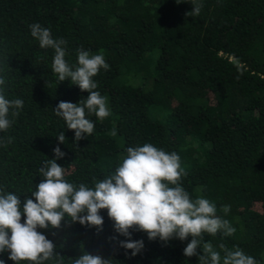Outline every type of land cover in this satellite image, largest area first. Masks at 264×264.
<instances>
[{
    "label": "trees",
    "instance_id": "16d2710c",
    "mask_svg": "<svg viewBox=\"0 0 264 264\" xmlns=\"http://www.w3.org/2000/svg\"><path fill=\"white\" fill-rule=\"evenodd\" d=\"M196 3L201 11L193 17L186 15L191 0H0V88L7 99L23 100L19 115H9L11 126L0 131V190L19 196L21 207L26 198L35 200L39 169L55 158L57 146L65 153L56 160L65 179L94 188L115 172L127 147L151 143L179 155L184 189L192 199L215 203L216 214L236 229L230 236L204 234V241L222 257L224 244L264 264V0ZM33 23L66 41L73 69L79 50L103 53L110 66L93 77L110 115L103 121L88 116L95 129L79 141L54 108L89 93L70 78L58 81L54 49L40 48ZM100 215V231L67 216L59 228L38 230L63 264L84 252L112 264H199L202 248L183 254L191 236L165 242L130 229V239L144 242L132 256L119 243L129 237L115 231L107 209ZM8 257L0 252L4 264H15Z\"/></svg>",
    "mask_w": 264,
    "mask_h": 264
},
{
    "label": "clouds",
    "instance_id": "9594fccd",
    "mask_svg": "<svg viewBox=\"0 0 264 264\" xmlns=\"http://www.w3.org/2000/svg\"><path fill=\"white\" fill-rule=\"evenodd\" d=\"M180 2L182 0H177ZM191 3L194 7L186 15H199L201 5L196 0ZM29 27L40 48L54 49L51 68L58 81L70 78L72 84L89 93L78 103L60 101L54 108L55 114L64 119L67 128L74 130L76 141L84 138V134L91 135L95 124L87 117L94 114L103 121L110 115L106 98L96 91L98 85L93 79L101 68L110 69L103 53L90 54L87 50H79L78 66L73 69L65 59L64 39H54L51 30L39 23ZM4 84L5 79L0 77V85ZM22 107L23 100L7 99L0 88V131L11 126L9 115L18 116ZM110 135L116 136V130L113 129ZM65 139L64 133L60 132L58 140L64 143ZM10 142L9 139L7 143ZM53 151L55 158L46 160L39 169L43 179L32 192L35 200L26 198L21 207L19 196L0 190V252L8 251V258L15 264H21V261L45 264L49 260L63 264V257L55 252L53 242L38 229L59 228L67 216L72 222L95 226L100 231L103 226L101 209H107L115 231L129 237L119 243L126 250L131 249L132 256L141 252L144 242L130 239V229L146 232L150 240L158 237L165 242L173 238L183 241L191 236L183 254L186 257L198 255L197 248H202L199 264H221V261L222 264H257L239 247L232 250L224 244L219 245L222 257L221 251H217L211 242L204 241V234L215 236L222 231L230 236L236 229L216 214L215 203L202 196L191 198L180 183L186 173L176 152L168 153L151 143L127 147V155L122 157L115 172L91 188L84 183L68 182L64 167L56 162L65 153L59 146ZM222 211L227 214L230 206H223ZM22 216L25 217L23 222ZM0 264L4 261L0 260ZM73 264H112V260L84 252Z\"/></svg>",
    "mask_w": 264,
    "mask_h": 264
},
{
    "label": "rangeland",
    "instance_id": "374dc122",
    "mask_svg": "<svg viewBox=\"0 0 264 264\" xmlns=\"http://www.w3.org/2000/svg\"><path fill=\"white\" fill-rule=\"evenodd\" d=\"M258 205V204H257Z\"/></svg>",
    "mask_w": 264,
    "mask_h": 264
}]
</instances>
